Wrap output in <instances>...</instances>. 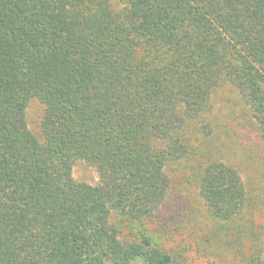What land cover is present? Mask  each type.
I'll use <instances>...</instances> for the list:
<instances>
[{
	"label": "trees",
	"instance_id": "trees-1",
	"mask_svg": "<svg viewBox=\"0 0 264 264\" xmlns=\"http://www.w3.org/2000/svg\"><path fill=\"white\" fill-rule=\"evenodd\" d=\"M226 86L261 137L249 164L205 121ZM263 182L264 0H0V264H183L150 228L176 183L264 264Z\"/></svg>",
	"mask_w": 264,
	"mask_h": 264
},
{
	"label": "rangeland",
	"instance_id": "rangeland-1",
	"mask_svg": "<svg viewBox=\"0 0 264 264\" xmlns=\"http://www.w3.org/2000/svg\"><path fill=\"white\" fill-rule=\"evenodd\" d=\"M112 2L116 4L117 0ZM212 106L205 121L211 123L210 135L214 137L216 149L238 164H242L241 161L249 164L247 162L253 159V154L255 159L259 158L253 151L257 149L256 144L261 137L251 128L247 110L236 90L231 86L219 89ZM44 110L45 105L38 98L30 100L27 119L37 135L41 132ZM198 135L203 137V131ZM252 167L245 168L243 174L247 176L251 173ZM73 174L78 181L91 184H97L100 180L97 169L84 160L75 163ZM187 186L186 183H182V186L176 183L161 215L150 224V228L162 237L161 243L176 254L183 264H244L235 257L229 245L217 240L213 222L202 200H199L197 192Z\"/></svg>",
	"mask_w": 264,
	"mask_h": 264
}]
</instances>
